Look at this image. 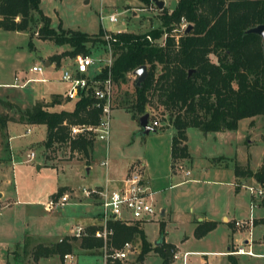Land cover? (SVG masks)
Returning a JSON list of instances; mask_svg holds the SVG:
<instances>
[{
    "label": "rangeland",
    "instance_id": "374dc122",
    "mask_svg": "<svg viewBox=\"0 0 264 264\" xmlns=\"http://www.w3.org/2000/svg\"><path fill=\"white\" fill-rule=\"evenodd\" d=\"M163 1L162 7L167 11L175 4V0ZM39 8L49 18V25L54 29L59 25L62 29L79 30L87 34H96L99 29L104 34H109L120 31L143 33L152 28H161L160 9L151 3L144 5L135 0H40ZM109 14H114L116 21H108ZM31 16L32 21L27 30L0 29V100L4 99L9 103H0V116L8 118L4 126L0 125V161L3 162L4 157L9 156L6 162L8 168L4 170L0 182V264H60L61 258L57 254L33 260L31 250L36 244L51 246L63 237L69 240L70 253L75 256L76 264H100L104 249L107 252L110 247L102 245L98 249L85 250L79 247L78 238L71 239L70 235H65V225H85L94 217L97 219L101 211L100 205L95 204L98 203L97 200L87 201L80 189L103 185L107 180L109 189H112L114 183L111 180L123 177L127 161L131 159V162H139L146 149L165 146L170 137L168 129L171 128L172 134L174 133L170 125L172 114L159 103L157 93L149 89L144 112L148 114V123L155 120L158 124L156 128L163 130L155 128L143 134L137 123L138 115L131 108L135 100L133 86L136 76L127 72L122 80L112 81V111L108 118L107 137L104 140H94V150L87 164L83 160L87 159V154L71 151L65 144L53 143L46 147L45 126L24 123L20 111L34 103H45L50 111L71 110L78 97L65 98L64 94L71 84L59 80L61 71L58 65L69 63L73 56H62L56 67L43 66L41 63L42 59L47 60L50 55L70 48L38 38L35 30L40 22L35 12ZM186 25L183 29L177 25L178 30L173 31L176 38L184 32ZM94 38L92 43L86 45V54L94 60L93 66L88 68V74H95L96 67H100L101 72L108 61L110 63L112 60L104 35L99 39ZM163 38L164 34L154 42L162 44ZM209 60L215 62V57L209 55ZM32 63L42 67L41 75L28 72ZM159 69L160 66L155 65L154 76L159 73ZM13 75L18 79L24 76L43 77L44 80L31 79L21 88L12 87L7 84L14 81ZM26 128H29L27 133ZM186 130L187 144L196 155L231 154L234 147L228 143L234 144L237 140L236 135L232 134L227 135L228 140H214L211 135L204 138V133L196 128L188 127ZM237 132L243 135L246 155L249 152L248 165L255 169L260 164L264 147V117L256 115L252 121H240ZM29 151L34 153L32 159L27 158ZM238 155L240 158L244 155L241 146L238 148ZM146 159V163H149V158ZM200 160L198 157L194 160L193 166L188 169V176L172 174L170 184L185 179L184 184L150 195L153 214L144 226L146 238L150 241L157 238L159 221L162 219L159 213L164 208L165 239L177 246L178 254L194 250H225L231 240L233 246L229 250L243 247L241 241L244 236H248L247 228L235 227L230 236V229L220 223L215 230L197 239L192 235V223L189 220L198 211H205L211 218L220 221L221 214L237 220L245 219L249 213L247 186H261L264 189V185L255 180H246L245 188L241 187L234 193L229 184V181H234L231 169L202 171L200 166L204 162ZM177 162H180L183 169L188 168L186 163L178 160L174 161L173 169ZM152 171L149 168L152 176L164 175L167 173V166L158 161ZM189 178L196 181L191 182ZM59 187H63L61 193L67 191L70 194L68 202L45 212L41 203L55 197L54 192ZM253 210V214L258 212L256 206ZM124 217L130 218L128 213ZM93 224L99 226L97 220H93ZM137 224L140 226L141 222ZM263 230L262 227L251 228L250 233L253 231L255 236L260 231L264 232ZM130 241L137 247L139 238L136 236ZM137 250L139 251V244ZM261 250L262 247H259L255 252L259 253ZM137 253H127L121 264L134 263ZM231 256H235L237 264H264V258L261 257L246 254ZM200 260L208 264H230L226 256L193 253L186 257L184 263L179 257L172 259L171 264H200ZM142 264H161V257L158 254L150 255Z\"/></svg>",
    "mask_w": 264,
    "mask_h": 264
},
{
    "label": "trees",
    "instance_id": "16d2710c",
    "mask_svg": "<svg viewBox=\"0 0 264 264\" xmlns=\"http://www.w3.org/2000/svg\"><path fill=\"white\" fill-rule=\"evenodd\" d=\"M138 1L144 5L150 2ZM39 2L0 0V29L27 30L32 21L31 13L35 12L40 22L35 30L38 38L70 48L47 58L56 66L62 56L87 55L86 45L92 43L94 37L99 39L104 34L101 29L96 34L62 29L59 25L54 29L39 8ZM159 19L161 28H152L143 33H109L107 44L112 60L98 77H104L109 72L112 81L122 80L127 72L145 65L146 77L133 86L135 100L131 108L138 117L145 113L147 91L152 89L157 93L159 103L169 109L172 114L170 125L174 129L170 137L172 168L174 161L187 157L184 143L186 128L193 127L203 133L234 130L242 118L264 117V55L261 40L254 33H246L248 28L264 24V0H176L170 10L164 7L160 9ZM181 19L191 27L175 39L173 31ZM162 34V44L155 43L154 40ZM209 55L215 57V62L209 60ZM155 65L160 66L156 76ZM92 101L89 95H83L75 100L71 110L58 111L47 110L45 103H34L20 114L24 117V123L45 126L46 147L60 143L71 151L87 154L93 137L79 134L71 138L68 128L74 124H96L98 110L91 106ZM0 103L9 105L3 100ZM6 121L7 117L0 116V125L4 126ZM232 170L235 177H250L264 185V148L260 164L254 171L246 164L238 165L235 162ZM237 184L235 182V186ZM62 189L59 187L54 196L61 194ZM258 205L264 208V197L259 199ZM106 226L111 230L106 240L109 249H118L124 242L137 236L140 248L136 262L140 264L149 251H154L162 258L161 264H167L172 246L162 241L151 246L137 223L108 220ZM162 227L159 223V235L162 234ZM213 227L212 221L198 222L193 236L200 238ZM97 228L99 226L94 225L85 228V234L78 238L80 248L90 251L103 245V241L93 235ZM70 251L69 240L63 237L51 246L36 244L31 250V257L36 260L57 254L61 258ZM109 264H121V261L114 259ZM231 264L235 263L232 261Z\"/></svg>",
    "mask_w": 264,
    "mask_h": 264
},
{
    "label": "built area",
    "instance_id": "2783aa9c",
    "mask_svg": "<svg viewBox=\"0 0 264 264\" xmlns=\"http://www.w3.org/2000/svg\"><path fill=\"white\" fill-rule=\"evenodd\" d=\"M156 7L152 0L150 2ZM107 20L110 22L116 21L114 14H109ZM186 23L182 19L179 21L178 26L183 29ZM175 30H178L177 28ZM105 42L110 39L108 34H103ZM103 37V36H102ZM149 39V37H147ZM176 39V37H175ZM108 47V44H107ZM109 49V47H108ZM94 60L88 55L77 54L74 55L69 63L58 65L60 68L59 80L70 83V88L65 92V98H75L83 95H89L92 98L91 106L97 108L98 119L96 124H74L69 126V136L71 138L79 134L91 135L93 139L104 140L108 133V118L111 111V95H112V79L109 72L104 77H98L100 67H96L95 74H88V68L93 66ZM108 63L103 67H108ZM28 72L41 75L42 67L39 64H33L28 68ZM43 81V77L35 78ZM25 79L22 84L13 82L11 86L24 85ZM33 80V78H32ZM149 125L153 128L158 124L152 120ZM28 157L31 159L33 153L30 152ZM142 164L140 162H131L125 172L122 180V186L119 188L109 189L106 187H83L80 193L85 198L96 199L99 202L101 211L99 213L98 223L99 228L94 230L93 235L103 241V247L106 246V240L111 233L110 228L106 226L108 220H119L123 223L132 222H145L153 214V207L150 202V192L142 180ZM175 171H180L184 176L188 175V170H184L180 163L175 164ZM250 193L249 200V214L247 218L242 220H234L233 225L237 228H247L250 234L252 227V210L256 202L264 197V189L259 186L257 188L247 186ZM70 194L66 191L55 197L49 198L41 203L42 209L50 212L64 204L69 200ZM128 213L130 218H125L124 214ZM85 234L83 226L75 225L69 228V235L71 238H80ZM61 241V238L58 239ZM138 252L137 247L131 241H126L118 249H109L107 252L104 249L100 264L112 263L114 259L122 260L126 257L127 253ZM173 259L178 256L174 250H170ZM187 252L182 254V261ZM228 254H246L255 257L264 258V245L261 252L254 253L250 249L243 250V247H237L236 250L229 251ZM61 264H76L75 258L71 253H65L61 256Z\"/></svg>",
    "mask_w": 264,
    "mask_h": 264
},
{
    "label": "crops",
    "instance_id": "0c3cea01",
    "mask_svg": "<svg viewBox=\"0 0 264 264\" xmlns=\"http://www.w3.org/2000/svg\"><path fill=\"white\" fill-rule=\"evenodd\" d=\"M135 1H138V0H135ZM164 2L165 1H163V5H164ZM41 63H43V64H45L46 66H49V67H52V66L53 67H56L54 62H51L50 63V62H48L45 59H42L41 60ZM33 64H37V63H32L31 65H33ZM23 78L30 79L29 77H24V76L22 78H19L18 79V78L15 77V75H13V80H14L13 82H16L17 84H22L23 81H25V79H23ZM36 78H38V77H36ZM33 79H35V78H33ZM35 80H37V79H35ZM13 82L8 83V84L5 83V85L7 84V85H10L11 86V84ZM12 87H15V86H12ZM16 87L21 88V87H23V85L16 86ZM1 100H4V99H1ZM111 111H112V109H111ZM254 117L255 116L248 117V118H242V119L238 120L237 126H236V128L234 130L213 131V132H206V133L203 134L204 135L203 136L204 138H207V137H209V135H211V137H213L214 140L215 139H219V140L225 139V140H228L229 137L227 135H229V134H232L233 136L236 135V139L237 140L235 139L236 141H235L234 144H232L230 142L228 143V141H226V143H228L229 146L234 147L231 154H228V153H226V154H224V153H216V154H212V153H210V154L205 153L204 154V153H201L200 155H198V154L196 155L194 153V151H192L191 148L187 144V132H186L187 130H185L186 139H185L184 143H185V146H186L187 157L182 158V159H179V160H182L184 163H186V165L188 167L187 169H184V170H188L189 167H192L193 166V163H194V160L197 157L199 159H201L200 160L201 162H204L200 166L202 171H206V170H209V169H213V170L231 169V171L233 173L232 164L234 162L237 163L238 165H245L246 164L249 167V165H248V158H247L249 156L248 155L249 152L246 155L247 152L245 150L244 143L242 141L243 135L237 134L238 133L237 132V128H238V125H239V122L240 121H242V122L243 121H252L254 119ZM168 130H170L169 134H170V137H171L173 130L171 128H169ZM28 131H29V128H26L25 132L27 133ZM170 137H169V142L165 146L156 147V148L154 147V148H150L148 150L146 149V152L145 151L143 152L144 154L142 155L141 161H139L142 164V166H143L142 167V173H141L142 174L141 175L142 176V180H143L144 184L147 186L148 191L150 192V195L153 194V193L165 192L166 189H170V188H173L174 186H177V185H180V184H184L183 182L186 181L184 179V180H182V181L180 180L179 182L174 183V184H170V182H169V180L172 178V174L173 175H180L181 177L184 176L182 172L175 171V169H173V167L171 168V165H170L171 164V158H170ZM94 140L95 139H93V141H92V146H91L90 150L87 151V159H86L87 161L85 159H83L85 164H87L89 162V158L91 157L92 151L94 150V148H93L94 147V144H95V141ZM240 146H241V148L243 150V153H244V155H243L242 158H240V156L238 155V148ZM5 149H7V147ZM30 152H32V151H29L28 154ZM28 154H27V158L30 159L28 157ZM33 157H34V153H33ZM146 158H149V163H146V160H147ZM213 158H214V160L212 161ZM8 159H9V156H5L4 157V160L5 161L4 160H3V162L0 161V182L2 181L1 179L4 176V170L8 168L7 163H6ZM131 161L132 160L130 159L129 161L126 162V166L127 167L131 163ZM158 161H160L162 164H164L165 166H167V173L164 174V175L152 176L151 173L149 172V168L152 171V168H153L155 162H158ZM178 163H180V162H178ZM147 164H148V167H149L148 169H147ZM255 169H251V170L254 171ZM124 175H123V177H124ZM188 175H189V170H188ZM188 175H186V176H188ZM123 177L121 179H112L111 180L114 183L113 184L114 187L112 186L113 187L112 189L119 188V187L122 186ZM188 180L191 181V182H195L196 181V179H193V178H189ZM246 180H254V179H252L250 177L243 178V177H235L234 176V181L233 182L232 181H229V184H231L232 190L234 191V193L238 192L241 187H244L245 188L244 182H246ZM5 181L7 182V180H5ZM235 182H238L237 186H235ZM94 187H106V188H109L108 180L105 181V183L103 185H97V186H94ZM1 194H2V191L0 190V196H1ZM247 198H248V205H249V200L251 198L250 197V193H248ZM78 200L80 201V199H78ZM86 200L87 201H90V200H96V199L86 198ZM258 201L255 204V206L258 208V212L256 214H253L254 210H252V217H253V219H252V227L251 228L262 227V229H263L264 228V221H263L264 220V208L258 205ZM95 204H99V202L98 203H95ZM159 215H160V217H162V219L159 221V223H161L163 225V227H162V234L159 235V227H158V235H157V238L154 239V240H152V241H150V240H148L146 238V234L144 232V226H145V224L147 222L146 221L145 222H141L140 226L138 225L140 227V229L142 230L143 234H144L145 240L148 243H150L152 246L154 245V242L155 241H157L158 239H161V241H163L165 243H169L172 246V248L176 252L178 258L181 257V259H182V254L184 252H187V254L184 256L183 263L185 262L186 257L189 254L193 253V254H196V255H200V254H203V255H205V254H212V255L226 256L227 257V260H228V262H230V264H231L232 261L235 264H237L235 256H231L232 254H228L229 251H232V250H229V249L233 246L231 237H230L231 242L229 243V245H226L225 246V250H212V251L211 250L210 251L209 250L208 251H206V250H194V251H183L181 254H178L177 246L174 243H171L169 241H166V239H165V235H164L165 234V230H164L165 222L163 221V217L166 215V211H165L164 208H162L160 210ZM98 218L96 219L94 217L91 220L90 223H87V224L82 225V226L84 227V226H87V225H94L93 224V220H97V223H98L99 222L98 221ZM168 220H171V219H168ZM234 220H237V219L234 218V217H230L227 214H221V221H220V220H216L214 218H211V216L209 215V213L207 214L205 211H198L196 213V215L194 216V218H192L189 221L192 223V235H193V229H194V227L196 226V224L198 222H201V221H212V222H214V227L210 231H208L207 233L212 232L213 230L216 229V227L218 225H220V223H222L223 225H225L227 228L230 229V236H231V233L233 232V228H235V226L233 225V221ZM148 221H150V220H148ZM134 223H137V222H134ZM125 224H127V223H125ZM128 224H131V223H128ZM69 228L70 227L68 225H65L64 226V229L67 232V234H65V235H69ZM65 235H63V236H65ZM202 237H200V238H202ZM183 238H186V236H184ZM197 239H199V238H197ZM225 242H226V240H225ZM241 242L244 244V246H243L244 249H250L252 252L257 253V252H255L256 249L259 248V247L261 248L264 245V232L261 233V231H260V233H258L257 235L254 236V232L252 231V233H250V234L248 233V236H244V238L242 239ZM136 244H137V248H138V244H139V248H140V241L137 242ZM150 255H157V253L154 252V251H149L144 256L143 260L145 258H147L148 256H150ZM169 255L171 256V254H169ZM170 256H168V262H167V264H171V261L173 259L172 256L171 257ZM143 260H142V262H143ZM161 260H162V258H161ZM142 262L140 264H142ZM200 262H201L200 264H208L207 262H204V260H200ZM132 264H139V263L135 261Z\"/></svg>",
    "mask_w": 264,
    "mask_h": 264
},
{
    "label": "water",
    "instance_id": "95a60500",
    "mask_svg": "<svg viewBox=\"0 0 264 264\" xmlns=\"http://www.w3.org/2000/svg\"><path fill=\"white\" fill-rule=\"evenodd\" d=\"M152 1L158 9L162 8L163 0H152ZM190 27H191V25L187 24L186 28L184 30V33L187 32L190 29ZM246 33H254L260 37L261 47H262V51H263V55H264V24H258L256 26L250 27L246 30ZM43 66H45V64H43ZM132 74H134L136 76L135 84L138 85L146 77L145 65H139L136 68H134L132 70ZM137 123H138L139 127L141 128V131L143 134H147L149 131L154 130L148 123V114L147 113H143L142 115H140L137 119ZM160 241H161V239H158L157 241L154 242V245L159 244Z\"/></svg>",
    "mask_w": 264,
    "mask_h": 264
}]
</instances>
